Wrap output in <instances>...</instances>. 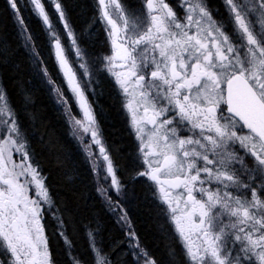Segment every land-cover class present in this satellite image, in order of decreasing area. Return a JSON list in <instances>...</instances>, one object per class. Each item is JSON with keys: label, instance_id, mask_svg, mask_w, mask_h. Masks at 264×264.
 <instances>
[{"label": "trees", "instance_id": "trees-1", "mask_svg": "<svg viewBox=\"0 0 264 264\" xmlns=\"http://www.w3.org/2000/svg\"><path fill=\"white\" fill-rule=\"evenodd\" d=\"M57 2L62 18L51 0H40L47 25L31 0H0V93L51 197V209L42 211L49 261L190 264L158 184L142 172L137 142L103 81L109 45L97 1ZM55 40L76 75L82 76L83 65L92 78L86 93L113 177L98 150L79 145L68 126L67 113L77 118L81 111L58 68ZM61 96L69 98L67 110Z\"/></svg>", "mask_w": 264, "mask_h": 264}, {"label": "rangeland", "instance_id": "rangeland-1", "mask_svg": "<svg viewBox=\"0 0 264 264\" xmlns=\"http://www.w3.org/2000/svg\"><path fill=\"white\" fill-rule=\"evenodd\" d=\"M115 1H109L110 12H113ZM182 1L192 10L189 18L195 22L192 30L198 39V46L196 40L190 41L191 43L186 40V36H191L185 31L187 27L171 25L174 29L172 51L169 54L171 59H183V56L193 54L195 49L203 52L202 46L205 43L207 48L203 53L214 54L211 73H215V77L223 78L240 73L252 79L264 92V13L259 9L260 0H234L235 9L242 16L247 31L254 35L255 42L247 39L245 29L238 25L235 13L226 0L224 2L231 26L225 20V24L214 29L200 10H206L202 0ZM168 28L167 25L166 29ZM193 57L196 60L197 57ZM80 68L82 76L86 77L88 69L83 65ZM206 84L207 93L211 94L212 84ZM175 93L181 94L177 88ZM177 94L174 95V104L170 105L166 101L155 109L159 122L154 130L148 127L140 104L128 109V119L133 139L137 142L142 172L148 175L168 153L174 157L176 164L167 169L163 176L180 175L184 178L185 184L179 191L167 194L166 188L158 185L156 192L170 213L171 224L184 247L189 263L220 264L223 261V264H242L240 250L248 251L246 258L256 253L261 256L264 254V241L258 239L256 234L254 239H250V243L239 244L236 252L237 247L232 243V234L235 232H232L235 225L232 216L236 208V212L239 211L238 214L242 217L247 210L249 214L262 215L264 209L259 203L262 205L264 201L256 195L252 196L249 191L250 183H246V178L241 180L239 175L230 173L226 164L221 161H211L215 155L209 156L200 151L199 156L202 159L198 161L192 148V139L188 134H182V131L190 129V121L188 116L182 115L184 106L181 105L184 100ZM71 98L77 102L76 94L72 90ZM68 99L65 96L60 97L61 105L66 110L69 107ZM175 109L178 113L170 117L169 112ZM67 114L68 126L83 148L89 145L98 150L104 145L99 138L96 122L89 124L85 121L82 111L77 118L71 112ZM14 119L5 97L0 93V264H51L42 223V211L45 208L51 209V197L42 176L31 165L25 153L23 136ZM244 139L249 140L248 136ZM247 141L243 145L246 151L252 155H262L257 160H264V147L249 146ZM98 159L113 177V166L108 156L99 152ZM201 161L203 162L199 163ZM261 170H264V164ZM189 192L195 196L190 203L185 200V195ZM233 192L240 193L241 197L234 196ZM246 221L250 226H255V219L247 218ZM98 259L95 264H98ZM82 262L93 264V260Z\"/></svg>", "mask_w": 264, "mask_h": 264}, {"label": "flooded vegetation", "instance_id": "flooded-vegetation-1", "mask_svg": "<svg viewBox=\"0 0 264 264\" xmlns=\"http://www.w3.org/2000/svg\"><path fill=\"white\" fill-rule=\"evenodd\" d=\"M51 1L61 17L60 5L57 8L56 4L58 3L54 0ZM96 1L99 5V14L103 21V29L105 35H107L109 45L105 55L106 58L102 64V77L105 84L110 88L111 97L115 102L121 119L124 121L125 127L130 130L128 109L140 104L143 110L142 113L148 121V127L154 130L159 122L155 109L166 101H169L170 103L168 102V104L170 105H172L171 103L174 104V95L177 94L175 89L177 88L181 92V94L177 95L180 98L182 97V101L184 100V104L182 103L181 105L184 106L182 115L188 116L190 121V129L182 131V134H188L192 139V148H194L196 156H198V161L202 159L199 156L200 151L209 156L215 155L211 158V161H221L226 164V168H228L230 173L236 176L239 175L241 180L246 178V183L248 185L250 183L249 186L252 191L251 189L249 191L252 196L256 195L260 200L264 201V170H261L263 164L257 160L262 155L248 153L243 147L247 141L244 138L248 136L249 140L247 142H249V146L264 147V145L252 131L248 130L228 110L227 82L235 75H227V77L220 78L215 77V73H211L214 66V54L203 53L207 48L205 43L202 46L203 52L195 49L193 54L185 55L183 59L180 57L171 59L169 56L172 51V30H174V25L180 24L184 28L187 27L185 31L191 36H186V40L189 43L196 40L198 46V39L192 30L195 22L192 18H189V14L192 11L189 5H184L182 0H116L113 12H110V0H106V13L118 27V36L115 40L114 34H112V27L104 20L100 3L98 0ZM202 1L207 10L205 18L212 24V29L220 27L225 20L227 25L231 26L224 0H218V3L214 2L213 4L208 0ZM150 3L151 7H149ZM167 25L168 29H166ZM115 41L119 45V50L112 45ZM193 56L197 57V61L194 60ZM244 77L247 82H250L255 92L258 93L264 102L262 89L258 88L252 79ZM76 78L86 99H88L86 90H89V86L92 85V78L89 74L80 78L76 75ZM207 82L212 84L211 94L207 93ZM197 93L198 95H196ZM88 103L92 110L89 99ZM92 112L93 121L96 122L94 111L92 110ZM175 113H178L176 109L175 111H170V117L175 115ZM150 115L156 118L154 127L150 125ZM91 135L92 137L95 136L93 133ZM100 140L102 141V139ZM78 144L81 145L80 143ZM174 165L167 169L172 168ZM167 169L164 170L162 175ZM180 188L176 191H179ZM176 191H171V193ZM234 196L241 197V194L234 193ZM259 205L264 209L263 202L262 205L260 203ZM237 207L239 208V205ZM236 211H234L232 216L235 221L232 232H236V237L235 232L232 234V243L237 247L236 252L239 249V244L250 243V239H254V234H256L258 239L264 241V213L262 215L257 213L252 215L247 210L245 216L242 217V215L238 214L239 211L238 213ZM247 218L255 219V226H250L248 221H246ZM256 229L257 232H255ZM240 251V262L242 264H261L259 254L256 253L246 258L248 251ZM243 252L245 254H242Z\"/></svg>", "mask_w": 264, "mask_h": 264}, {"label": "water", "instance_id": "water-1", "mask_svg": "<svg viewBox=\"0 0 264 264\" xmlns=\"http://www.w3.org/2000/svg\"><path fill=\"white\" fill-rule=\"evenodd\" d=\"M31 1L38 10L39 15L43 17L45 23L48 25L47 16H45L43 5L40 4V0ZM98 1L100 3L102 16L106 23L112 27V34H114V38L116 40L118 36V27L113 19L106 13V0H104L103 5H101V0ZM56 6L59 8L58 4H56ZM112 45L115 49L119 50V45L116 41L113 42ZM52 46L54 48V57L56 58L58 68L60 69L63 79H65L69 89L75 92L78 106L80 110H82L85 120L89 124L94 122L93 112L90 109L88 99H86L83 90L79 86L74 69L72 68L68 58L65 56V52L60 41L55 40ZM227 83L226 93L227 104H229V113L240 120V122L245 125L248 130L252 131L264 145V102L261 97H259L258 93L255 92L250 82H247L246 78L242 74L237 73ZM150 118V125L151 127H154L156 118L152 115H150ZM99 151L101 153H105L103 146L99 147ZM105 156L107 157V155ZM175 162L176 160L171 154H166L161 163L148 173V177L152 182L162 185L167 189V194H170L171 191L178 190V188L185 183L184 178L180 175L174 177H164L162 175L164 170L174 165ZM185 200L189 203L193 202L194 195L189 193L185 197Z\"/></svg>", "mask_w": 264, "mask_h": 264}, {"label": "snow or ice", "instance_id": "snow-or-ice-1", "mask_svg": "<svg viewBox=\"0 0 264 264\" xmlns=\"http://www.w3.org/2000/svg\"><path fill=\"white\" fill-rule=\"evenodd\" d=\"M226 2L228 3V5L230 7H232L234 13H235V19L238 23V25L242 28V29H245L246 31V35H247V39L251 42H255V37L252 33L248 32L247 29H246V25L244 23V20L242 18V16L240 15L239 12L236 11L235 9V5H234V0H226ZM104 4V0H101V5ZM151 3L149 4V7H151ZM259 9L261 10L262 13H264V0H260V4H259ZM202 12H204L205 15H207V12L206 10H204L203 8L200 9ZM106 14V13H105ZM262 164H264V160L260 161ZM213 253L215 254V250H213ZM102 260L103 258L102 257H99L98 259V264H102ZM260 261H261V264H264V254H262L260 256ZM220 264H223V261L220 262Z\"/></svg>", "mask_w": 264, "mask_h": 264}]
</instances>
